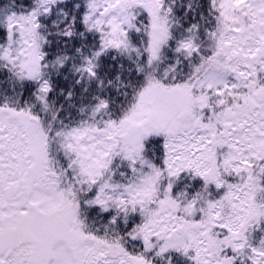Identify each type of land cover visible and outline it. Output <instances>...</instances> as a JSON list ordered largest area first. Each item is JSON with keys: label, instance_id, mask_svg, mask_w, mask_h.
<instances>
[{"label": "snow or ice", "instance_id": "obj_1", "mask_svg": "<svg viewBox=\"0 0 264 264\" xmlns=\"http://www.w3.org/2000/svg\"><path fill=\"white\" fill-rule=\"evenodd\" d=\"M0 264H264V0H0Z\"/></svg>", "mask_w": 264, "mask_h": 264}]
</instances>
